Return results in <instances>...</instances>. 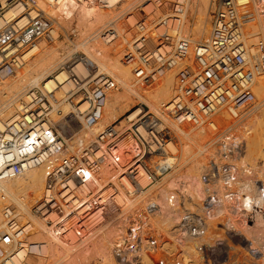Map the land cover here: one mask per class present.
<instances>
[{"label": "built area", "instance_id": "1", "mask_svg": "<svg viewBox=\"0 0 264 264\" xmlns=\"http://www.w3.org/2000/svg\"><path fill=\"white\" fill-rule=\"evenodd\" d=\"M68 1L0 0V89L26 65L29 53L41 42L55 41L58 18L50 11ZM73 1L103 10L113 7L111 0ZM186 2L140 0L119 19L134 31L122 62L138 70L142 85L153 86L169 70L176 69L175 93L161 107L160 116L151 113L146 105H139L141 109L135 117L128 113L123 124H113L99 132L95 142L77 152L69 151L68 142L78 132L72 127L73 118H80L82 129L92 130L102 119L107 96L118 88L111 75L96 74L84 84L70 73L67 81L71 87L65 97L71 102L77 99L76 110L63 117V122L52 120L51 98L55 90L49 91L45 86L29 92L11 120L0 118V180L52 164L33 214L56 237L71 241L85 238L96 214L103 217L112 208L117 213L114 222L120 234L115 239L119 262L132 264L131 255L140 264L145 251H167L164 234L153 237L149 229L150 218L158 213L159 206L149 199L128 207L120 196L122 181L135 182V192L145 191L137 182L141 170L150 174L152 183L171 171L160 161L174 156L170 145L177 144L170 120L180 126H204L217 135L218 151L201 171V197L188 195L179 182L170 190L176 223L169 241L178 245L170 261L264 264V181L257 175L252 177L253 171L230 162L237 155L244 156L245 143L224 142L228 131H220L218 123L221 113L237 118L255 104L254 74L264 72V39L259 43L260 56L253 67L244 28L247 23L257 22L258 16L251 11L242 12L250 5L249 0H220L212 16L209 39L194 42L180 36ZM115 25L98 32L102 44L111 45L120 38ZM160 28L164 29L162 34ZM151 41H156L155 45H150ZM155 158L160 162L159 171L152 172L151 161ZM105 167L115 176L100 182ZM32 229V222L21 221L14 209L4 208L0 264H26L28 257L44 255L45 244L29 241ZM209 234L212 237L204 240ZM149 240L151 248L147 247ZM186 242L192 244V252L180 247L179 243Z\"/></svg>", "mask_w": 264, "mask_h": 264}, {"label": "bare ground", "instance_id": "2", "mask_svg": "<svg viewBox=\"0 0 264 264\" xmlns=\"http://www.w3.org/2000/svg\"><path fill=\"white\" fill-rule=\"evenodd\" d=\"M139 1L140 0H128L121 2L119 0H111L110 3L113 7L109 10L84 6L78 4L73 0L68 1L65 5L59 8H52L50 13L58 18V34L55 33V41L52 44L41 42L39 46H37L33 51L29 53L28 57L30 58L26 65L0 89V118L4 120H11L17 114L18 110L21 109L22 104L25 101L24 99L28 96L29 92H31L35 88H43V86H45V88L49 91L55 90V94L51 98V103L53 106L51 116L54 122H60L61 119L57 118L56 112L61 111L63 116H67L71 113V103H68V99L67 97H65V92L69 91V88L71 87L70 83H68L67 81L70 73H73L74 75L80 77L81 82L84 84L90 77L96 74L112 75L118 82V88L112 91L107 96V99L105 100V108L103 110V115L100 122L92 130L85 131V129H83L78 134V136L76 135V139H73L72 142L69 141L67 146L69 151L75 150L73 152H77L83 146H87L92 142H95L98 133L101 132V130H105L106 128L120 121L123 114L127 115L128 113H131V118L135 117L141 109V107L138 106L139 104H145L148 108L150 107V111H159V114H156L152 111L151 113L160 116L161 107L169 102L172 97L171 95L175 93L177 82L175 77L176 69L169 70L168 74L159 83H156L153 86H145L139 82L138 70L134 66L125 65L122 62L121 58L124 55L121 54L123 53L125 45V49H127V47L131 45V40H129V37L131 31L134 36V31L130 27L127 28V25H124L122 22H120L119 19L128 11H131L132 7L138 4ZM199 1L203 2L201 3L203 4V6L201 5L202 8H198L197 6V11L199 12L198 14H196L194 10L195 14L193 15L192 12H189V7H191L192 5L190 6V2L189 0H187L185 12L182 17L180 36L184 38L190 37L194 42H205L210 37L212 16L217 10L218 5L220 4V0H213V2L216 1V3H210V5V0ZM239 1L241 3H245L247 0ZM255 2L257 3L256 13L250 5L242 10V12L251 11L256 15H260L257 22L247 23L244 28L245 30H247V35L244 30L246 43L251 40L249 41V43L251 42L253 47V50H250V46L248 45L249 62L253 67L255 66V60L257 61V58H259L260 56L259 43L262 39H264L263 31L260 35H258V38L260 40L258 42V48L254 49L255 37L258 32L257 29L259 30L258 27L263 26L264 23V0H256ZM41 4H43V2H41ZM194 4L196 3L194 2ZM18 10L19 8L17 7V12ZM190 11L192 10L190 9ZM207 11L209 13L204 24ZM163 14L160 15L156 13L155 15L163 16ZM192 15L194 16L193 19H196V23L192 24L195 25V27L193 29V27L190 26V29L187 30L189 26L186 27V25L189 22L191 23ZM132 20L133 18L131 17L129 19V23H134V21ZM113 24H116L115 28L119 32L120 38L112 44L113 47L107 48L105 46L108 45L103 46L104 44H100V41V43L98 42V33L94 32V30H97L98 26L100 27V25L101 28H104ZM74 26H76L77 30L80 32L77 33L79 34L77 38H79L80 36L81 39H83L79 42H76L75 44L71 42V47V45L68 44L70 43L68 42V39L69 33L71 34V31L74 30ZM101 28L99 29L100 31ZM99 30L98 32H100ZM163 30V28H160L159 33L162 34L164 32ZM193 34H195L194 36L197 39L193 38ZM61 36L64 37L63 40L61 39ZM247 37L251 38L248 40ZM155 42L156 41H151L150 45H155ZM75 49H83L85 53L84 57H74V55H72L71 53ZM255 80L257 81L256 89L258 90V93H260V95L258 96L254 92L256 96L254 105L257 104V101V105H260L264 101V72H256L254 74V83ZM84 107L85 106H83V108ZM75 110L76 109H74V113ZM247 112L248 110L242 111L237 115V118L232 117L226 112L221 113L218 117L220 131L225 132L223 131V129L226 131L230 129L233 125L237 124L246 115ZM126 115H124V117ZM123 121L124 120H121V122H119L118 124H123ZM170 121L169 123H171L170 126L172 127L173 131L176 132L177 135H179L181 141V149L177 150V144H171L170 147L174 156H169L164 161L160 159V161L162 164H166L169 168H171V171L166 176H164L165 178L168 177L173 171L176 172L177 175L180 176V178H172L170 183H167L160 188H156V185L160 182H158L157 180H161L162 182V180H164L165 178L163 179L161 177L156 180L157 182L153 180L152 183V177L144 169L141 170V175L137 177V182L145 188V191H140L141 194H151L147 199L152 200L159 206L158 213L160 212V214L156 213L157 218H155V220H153V218L156 216V214L151 216L150 218V231L152 232L154 222L156 229L161 233L164 232L163 234H166L168 238L173 237L176 223L175 215L173 213L174 211L171 202L172 199L170 190L179 182L183 186V190L186 191L188 195L192 196L194 199H198L199 197H201V184L199 181V174H201V171L206 164L205 162V164L203 163V160L205 158L202 157V153H209L212 155L215 154L212 150L205 152V144L212 140L211 135L214 134L207 127L206 129L204 126H180L177 125L173 120ZM180 127L181 129L183 127H187L191 131H196L199 129L201 130L197 134L190 136L187 134L186 130H180ZM174 129L177 130L175 131ZM260 132L261 125L258 126L252 124L251 126H249L244 138L246 141V155L244 154V156L241 157L237 155L236 157H233L232 161L230 162L239 168L249 169L250 172L253 171L252 177L260 174L264 178L263 169L254 168L250 163L246 162V160L251 161V159H255L256 161L264 157V139L259 141V143L257 144L259 147H257L258 150L253 151L250 149L253 138L259 135ZM215 135L216 134H214V136ZM218 139L221 140V138ZM222 140L224 142L228 141V143H230L231 145L242 143L238 141V139L236 140L229 137H223ZM213 142H217V137L212 141V143ZM199 145L202 149H199L197 147ZM215 147L216 145H214L212 149L215 150ZM178 151L180 152V156ZM178 157L179 164L177 165ZM151 163L154 164V166L151 168V171H159V159H152ZM52 167V164H45L43 166L28 170L22 176L0 180V229L3 226V211L7 206L16 211V214L19 216V219L21 221L27 219V221L32 222L33 229L29 238L31 240L41 241H30L29 239L30 243L45 244L47 247L44 255L34 258L29 257L26 264H86V254L87 252L91 253V249L94 254L100 255V257L105 261L104 264H116L117 255L115 252V239L120 234L118 232V234L115 235L113 232L114 229L102 236L93 235L94 237L91 240L92 244L91 247H89V249H91L89 250L87 248L89 250L87 251L85 246H83L82 248L80 246H77V242L82 241L85 238L80 240L73 239L77 242H67V240H64L62 238L60 239L52 235L51 229L49 230V228H45L44 225H42L38 220L34 218V216H32L31 208L39 202L44 190L46 178L52 170ZM184 175H188L191 178H183ZM114 176L115 172H113L110 168L105 167L103 172L101 173L100 177L102 181L100 182L109 181ZM122 183L124 185V188L121 191L122 193H126L125 195H129L130 193H132L133 189L137 191V184L135 182L123 179ZM140 192L135 193L139 194ZM121 195L122 194L120 192V196ZM140 196L141 195H139L138 197ZM133 202H135L134 198L132 199V203ZM17 210L19 211L17 212ZM42 222L44 223L43 220ZM88 230L89 227L87 231ZM248 234H252V232L248 231ZM211 237L212 234H209L208 237H205L204 240L210 239ZM42 239L47 241H42ZM171 244L173 248H176L178 246L174 245V243ZM150 245L151 241L149 240L147 243V247ZM179 245H181L180 247L183 248L185 252L193 251V246L190 242L179 243ZM151 247L152 245L150 246V248ZM144 261L149 263L147 259Z\"/></svg>", "mask_w": 264, "mask_h": 264}, {"label": "rangeland", "instance_id": "3", "mask_svg": "<svg viewBox=\"0 0 264 264\" xmlns=\"http://www.w3.org/2000/svg\"><path fill=\"white\" fill-rule=\"evenodd\" d=\"M199 0H194V1H192V0H189V2H190V6L191 7H189V12H192L193 13V15L196 13V14H198V12L199 11H197L198 10V8L199 7H201V5L203 6V4H201V3H203V2H201V1H199ZM218 1V0H217ZM250 1V6L253 8V10L255 11V13H256V11H257V3L255 2L256 0H249ZM193 4H192V3ZM194 2L196 3V4H194ZM200 4V6H199V4ZM210 3H216V1H214L213 2V0H210V2H209V5H210ZM194 6V7H193ZM197 6H198V8H197ZM194 9H193V8ZM202 8V7H201ZM190 9L192 10V11H190ZM212 9V8H211ZM211 9H210V11H211ZM194 10H195V13H194ZM200 10V9H199ZM117 11V10H116ZM208 11H207V13H206V18H205V20H204V24H205V21H206V19H207V17H208ZM192 15V20H191V23L189 22L187 25H186V27H188V29L187 30H189L190 29V26L191 27H193V29H194V27H195V25H192V24H194V23H196V19H193V16ZM196 16V15H195ZM257 16L259 17L260 15L259 14H257ZM197 18V17H196ZM260 19V18H259ZM261 20V19H260ZM133 21V20H132ZM131 25L133 24V22H131L130 23ZM191 24V25H190ZM203 24V25H204ZM75 28H76V26H74L73 27V29L74 30H72L71 32V34L69 33V39H68V42H73V44H75L76 42H79L80 40H82L81 39V37L79 36V38H77L78 37V35L79 34H77L79 31L77 30V28H76V30H75ZM101 28V25H100V27L98 26V29L97 30H94V32H97L98 33V30ZM259 28V30L257 29V31L259 32H257V34H256V37H255V42H254V44H255V46H254V49L255 48H258V42L260 41L259 40V38H258V35H260L263 31H264V23H263V26H261V27H258ZM96 29V28H95ZM101 29H103V28H101ZM245 30V29H244ZM100 31V30H99ZM246 31L247 30H245V33H246ZM93 32V33H94ZM80 33V32H79ZM58 34V33H57ZM184 34H186V33H184ZM195 34H193V38H196L195 36H194ZM246 35H247V33H246ZM132 36H133V33H132V31H131V33H130V37H129V40H131V38H132ZM251 37H247V39L249 40ZM61 39L63 40L64 39V37H62L61 36ZM197 39V38H196ZM122 40V39H121ZM247 40V41H248ZM249 41H251V40H249ZM249 41L247 42V45H249L248 47L250 48V50H253V47H252V43L250 42L249 43ZM94 42H96V41H94ZM98 42H99V40H98ZM206 42V41H205ZM70 43H68L69 45H71V47H72V43L70 44ZM93 43V42H92ZM100 43V42H99ZM100 44H102V43H100ZM103 46H105V45H103ZM105 47H107V48H111V47H113V45L111 44V45H108V46H105ZM130 47V46H129ZM126 45H125V47H124V50H123V53L121 54V55H123L124 53H125V51H126ZM128 48V47H127ZM72 55H74V57H84V50L83 49H75L72 53H71ZM121 57V56H120ZM123 57V56H122ZM121 57V58H122ZM251 57V56H250ZM252 59V58H251ZM112 76V75H111ZM113 77V76H112ZM114 78V77H113ZM115 79V78H114ZM116 80V79H115ZM116 82H117V80H116ZM118 83V82H117ZM256 83H257V81L255 80V83H254V86H253V91L256 93V95H260V93H258V90L256 89ZM172 96V95H171ZM76 100L77 99H74V101L73 102H71V101H68V103H71V113L69 114V115H67V116H63V114H62V112L61 111H58V112H60V114L58 113V112H56V116H57V118L58 119H61L60 120V122H63L62 121V119H63V117H68V116H70V115H72L73 113H74V109H75V107H74V103L76 102ZM257 104H258V101H257ZM254 105L251 109H250V111L248 110V112L246 113V115L237 123V124H235V125H233L230 129H228L227 131H228V133L227 134H225L224 135V137H229V138H232V139H238V141H240V142H243V143H245V147H246V141H245V133L247 132V129L249 128V126H251L252 124H254V125H261V132H260V134L259 135H257L255 138H253V142H252V145L250 146V149L251 150H253V151H255V150H258V143H259V141H261L262 139H264V101L260 104V105ZM139 105H141V104H139ZM138 105V106H139ZM145 105V104H144ZM150 108V107H149ZM151 109V108H150ZM152 112H154V113H156V114H159L160 112L159 111H153V110H151ZM124 115H126V114H123L122 115V118L120 119V121H118L117 123H115V124H118L119 122H121V120H124ZM80 118H73V125H72V127L73 128H75L76 129V131H78L76 134H75V136H73V138L71 139V140H69L70 142H72L73 141V139H76L77 138V136H78V134L83 130L81 127H80ZM171 122V121H170ZM169 124H171V123H169ZM179 128V127H178ZM177 128V129H178ZM206 128V127H205ZM205 128H202V129H205ZM177 129H174L175 131L177 130ZM207 129V128H206ZM173 130V129H172ZM180 130H183V131H185L186 130V132H187V134L188 135H190V136H193V135H195V134H197L201 129H199V130H196V131H191L189 128H187V127H183L182 129H181V127H180ZM179 130V131H180ZM86 131V130H85ZM101 131H103V130H101ZM175 133V135L177 136V150H180L181 149V141H180V138H179V135H177L176 134V132H174ZM77 135V136H76ZM217 137V136H216ZM215 136H214V134L213 135H211V138H212V140L211 141H209V142H207L206 144H205V146H206V149H205V152H208L209 150H212V151H214L213 153H216V149H217V147H215V150L214 149H212L213 148V146L215 145V143L216 142H213L212 143V141L216 138ZM212 143V144H211ZM199 149H202L201 148V146L199 145V146H197ZM258 147V148H257ZM73 151H75V150H72V152ZM245 152V151H244ZM178 153H179V156H180V152L178 151ZM204 155V156H203ZM209 155H210V157H211V155L212 154H209V153H207V154H203L202 153V157L203 158H205L204 160H203V163L205 162V163H207L208 162V160H209ZM246 155V154H245ZM213 156V155H212ZM264 157H262L261 159H259V160H256L255 161V159H251V161H249V160H246V162L247 163H250L251 165H252V167H254V168H259V169H263L264 170ZM252 162V163H251ZM204 163V164H205ZM240 163V162H239ZM179 164V157H178V161H177V165ZM241 164H244V163H241ZM177 165H176V167H177ZM244 165H247V164H244ZM175 167V168H176ZM166 176V175H165ZM199 176H200V174H199ZM177 177H179L180 178V176L179 175H177V173L176 172H172L168 177H163V179L164 180H162V182H161V180H157L159 183L156 185V188H160L161 186H164L165 184H167V183H170V181H171V179L172 178H177ZM191 178L190 176H183V178ZM257 178H261V179H263L264 180V178H263V176L262 175H260V174H257ZM156 181V182H157ZM148 190V189H147ZM146 190V191H147ZM135 189H133V192L132 193H130L129 195L132 197L133 195V198L135 199V202H133L132 203V199H131V197H128V195H125L126 193H122V191H121V197H122V199L123 200H127L126 201V203H127V205H128V207H135L136 205H139V204H143L146 200H148L147 198H149L148 196H150V195H148L149 193H147V194H136L135 193ZM141 193V192H140ZM139 195H141L140 197H138ZM143 196V197H142ZM124 197H127V198H124ZM122 200V201H123ZM144 200V201H143ZM142 201V202H141ZM163 201H164V199H163ZM164 203V202H163ZM162 204V203H161ZM32 209H33V207L31 208V212H32ZM19 210H17V212H18ZM16 212V211H15ZM32 214V216H34V218L36 219V220H38L42 225H44L45 226V228H48L46 225H45V223H43L42 222V220H40L38 217H36L34 214H33V212L31 213ZM157 214H160V212L159 213H157ZM157 214H156V216L153 218V220H155V218H157ZM117 216V213L115 212V210L114 209H112V208H109L108 210H107V212L103 215V217H101L100 216V213H98V214H96V216L93 218L94 220L92 221V223H91V225L89 226V230L87 231V235H86V237H85V239L84 240H82L83 241V244H82V241H74L73 239L71 240V241H69V242H77V246H80L81 248L83 247V246H85V248L87 249H89V247H91V240L93 239V237L96 235H105V234H107V233H109L112 229H114L113 230V232H114V234L115 235H117L118 234V231H117V225H116V223L114 222V217H116ZM24 221H27V219L26 220H24ZM153 222V221H152ZM153 229H152V232L151 233H153V237L155 236V237H157V236H159L160 234H161V232H159L157 229H156V226H155V224H154V222H153ZM1 226V225H0ZM50 230V229H49ZM117 232H116V231ZM157 231V232H156ZM159 232V233H158ZM156 233V234H155ZM164 233V232H163ZM51 234L52 235H54L53 234V232H52V230H51ZM94 235V236H93ZM55 236V235H54ZM92 236V237H91ZM164 236V241H166L165 242V250H167V251H165L164 253H161V252H159V253H152V254H150L149 252H144L143 253V255H142V258H141V260H140V264H161L162 262H164V264H172V262L170 261L172 258H169L170 256H172V253H174V251H175V249L173 248V246L171 245V243H170V239L168 238V236L165 234V235H163ZM56 237V236H55ZM118 237V236H117ZM152 238V237H151ZM30 239V238H29ZM60 240V239H59ZM30 241H41V240H31L30 239ZM42 241H47V240H43L42 239ZM68 242V241H67ZM90 243V244H89ZM152 243V242H151ZM157 243H159V242H157ZM170 245V246H169ZM87 246V247H86ZM87 249V251H89ZM173 249V250H172ZM170 252H169V251ZM92 253V254H91ZM91 253L90 252H87V254H86V264H104L105 263V261L100 257V255H97V254H94V252H92V249H91ZM147 253V254H146ZM90 254V255H89ZM149 254V255H148ZM117 255V254H116ZM170 255V256H169ZM146 256V257H145ZM29 258V257H28ZM145 258V259H144ZM148 260L149 261V263H147L146 261H144V260ZM151 259V260H150ZM166 259V260H165ZM129 260L132 262V264H137L136 262H135V259H134V257L133 256H131L130 255V257H129ZM116 264H120V262H119V258H118V256H117V258H116Z\"/></svg>", "mask_w": 264, "mask_h": 264}]
</instances>
